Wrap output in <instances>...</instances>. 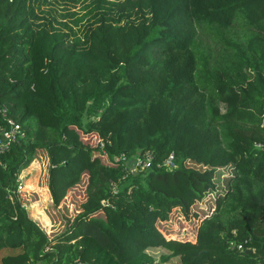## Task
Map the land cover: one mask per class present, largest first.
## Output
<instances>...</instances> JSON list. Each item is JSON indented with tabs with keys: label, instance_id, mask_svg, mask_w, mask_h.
<instances>
[{
	"label": "trees",
	"instance_id": "1",
	"mask_svg": "<svg viewBox=\"0 0 264 264\" xmlns=\"http://www.w3.org/2000/svg\"><path fill=\"white\" fill-rule=\"evenodd\" d=\"M45 4L0 0V104L23 131L0 152V264L264 263V0H91L78 31L62 22L72 35ZM40 148L54 204L88 174L80 212L52 237L18 197ZM175 211L192 235L160 230Z\"/></svg>",
	"mask_w": 264,
	"mask_h": 264
},
{
	"label": "rangeland",
	"instance_id": "2",
	"mask_svg": "<svg viewBox=\"0 0 264 264\" xmlns=\"http://www.w3.org/2000/svg\"><path fill=\"white\" fill-rule=\"evenodd\" d=\"M47 4L43 5L44 8H49L51 15L46 13L47 17L52 20V23L62 30L70 32L68 26L77 30L82 27V23L78 22L77 16H80L83 12L87 11L86 5L91 0H46ZM69 9V10H67ZM38 13L40 11L37 10ZM71 12H75L74 14ZM77 20V23L75 22ZM85 19L83 18V21ZM65 22L68 26L62 24ZM69 35H72L70 32ZM82 133V132H81ZM86 141H89L96 146L97 135L95 133H82L81 135ZM96 153V152H95ZM98 154V153H96ZM101 161L106 162L104 154H98ZM110 162V159H109ZM48 156L46 150L43 148L37 149L34 159L31 163L23 168L18 177L21 181V188L18 189V197L26 208L29 216L34 219L41 228L46 232L48 237H52L61 232L73 217L80 212L81 203L86 198V185L88 174L83 173L78 183L71 186L60 201L59 204L52 202L48 187H47V175H48ZM192 165V163L190 164ZM197 166V165H195ZM233 173V166L226 165L218 167L215 174V182L217 185V191L221 192L226 186V178ZM205 200L197 201L192 205V211L197 212V219L204 216L205 210L212 206L214 203V194L208 193L205 195ZM174 211V210H173ZM172 211V212H173ZM171 212V213H172ZM180 218L174 223L159 222L158 227L168 236H184L183 234L192 235L189 233V224L195 226V219H189L181 216L178 211L174 212ZM97 215H102L101 212H97ZM206 214V213H205ZM191 217V216H190ZM184 220V221H183ZM184 222V223H182ZM183 224V225H182ZM182 225V226H179ZM154 255H158L165 251L163 248L149 250ZM174 263V261H172ZM170 263V264H172Z\"/></svg>",
	"mask_w": 264,
	"mask_h": 264
},
{
	"label": "built area",
	"instance_id": "3",
	"mask_svg": "<svg viewBox=\"0 0 264 264\" xmlns=\"http://www.w3.org/2000/svg\"><path fill=\"white\" fill-rule=\"evenodd\" d=\"M0 115L2 116V122L0 123V152L9 148L11 144L17 142L18 139L23 135L22 128L18 122H16L12 117L7 115V106L0 104ZM259 145V144H257ZM103 146V143H100ZM114 160L120 161L125 158L123 153L113 156ZM152 155L151 153H146L145 156H136L133 164L130 166L129 171L136 172L139 169H144L150 165ZM164 165L171 168L175 166L173 161V154L170 153L164 161ZM21 188V181L19 180L17 189ZM235 234V230H233ZM229 248L244 250L245 245L242 241L235 238L230 239ZM256 264H264L262 262H257Z\"/></svg>",
	"mask_w": 264,
	"mask_h": 264
},
{
	"label": "water",
	"instance_id": "4",
	"mask_svg": "<svg viewBox=\"0 0 264 264\" xmlns=\"http://www.w3.org/2000/svg\"><path fill=\"white\" fill-rule=\"evenodd\" d=\"M246 251H250V249L247 248Z\"/></svg>",
	"mask_w": 264,
	"mask_h": 264
}]
</instances>
